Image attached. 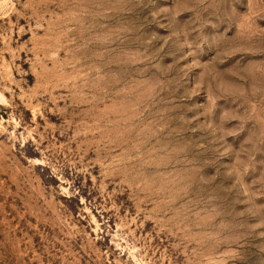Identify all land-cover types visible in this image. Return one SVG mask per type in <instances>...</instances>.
I'll return each instance as SVG.
<instances>
[{
	"label": "rangeland",
	"instance_id": "374dc122",
	"mask_svg": "<svg viewBox=\"0 0 264 264\" xmlns=\"http://www.w3.org/2000/svg\"><path fill=\"white\" fill-rule=\"evenodd\" d=\"M0 264H264V0H0Z\"/></svg>",
	"mask_w": 264,
	"mask_h": 264
}]
</instances>
